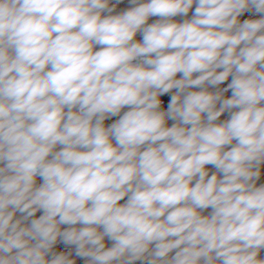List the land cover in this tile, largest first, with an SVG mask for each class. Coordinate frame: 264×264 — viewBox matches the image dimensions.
<instances>
[{
	"label": "clouds",
	"instance_id": "obj_1",
	"mask_svg": "<svg viewBox=\"0 0 264 264\" xmlns=\"http://www.w3.org/2000/svg\"><path fill=\"white\" fill-rule=\"evenodd\" d=\"M110 3L0 0V264H264V0Z\"/></svg>",
	"mask_w": 264,
	"mask_h": 264
},
{
	"label": "built area",
	"instance_id": "obj_2",
	"mask_svg": "<svg viewBox=\"0 0 264 264\" xmlns=\"http://www.w3.org/2000/svg\"><path fill=\"white\" fill-rule=\"evenodd\" d=\"M129 1H130V0H129ZM141 2H143V0H141ZM109 6H110V7H114V11H113L112 13L104 12L102 15H104V16H106V15H116V12H117V10H118L119 8L122 9L121 11H126V10H128V6H129V5L126 4L125 2H122V0H120L119 3H117V0H111V3H110ZM193 14H194V13H188L187 16L177 15V16L173 17L172 19H173L174 22L182 23L184 20H190V19L192 18ZM259 14H260V13H256L255 11L246 12V13H243V14L241 15V17H239V20H240V22L242 23V22H243L248 16L259 15ZM159 19H160V18L157 17V16L150 17L149 20L147 21V24L154 23V22L158 21ZM134 39H135L137 42H142V39H143V37H142V33H141V32H137V34H136V36L134 37ZM100 47H101V46L96 45V46H95V50H99ZM137 62H138V61H133V63H137ZM220 70H222V69H220ZM220 70H218V71H220ZM181 75H182V74L178 73L176 78H177V79L181 78ZM195 75H198V73H197V74H194V76H195ZM231 79H232V78L229 77V79H228L227 81H225L224 83H222V84H220V85L215 86L214 88H217L218 90L225 88V87L227 86V84L231 82ZM206 87L208 88V90H210V88L213 87V86L206 85ZM191 90L199 91V90H201V89H200V88H193V89H191ZM175 91H176V89H173L170 93L164 94V95L161 97V100H162L161 110H165V111L167 110V106H168V103H169L170 97H171L172 94L175 93ZM231 95H232V91H231V90H229L228 92L224 93V97H225V98H230ZM127 110H128V108L125 107L124 109L121 110V113H120L119 115L107 118V119L104 121L105 127L110 126L112 123H114L116 120H118V119L120 118V116H122L123 113H124L125 111H127ZM173 123H174V121H172V120H167V121H166V124H167V126H169V127H170ZM217 123H221V121H220L219 118H218V120H217ZM113 143H115L114 140H113ZM233 143H235V141H234ZM60 147H61V146L58 145L57 148H56L55 150H57V151L60 150ZM49 158H51V157H49ZM0 166H3V165H0ZM206 168L209 170V175H211V174L214 172V169H215L212 165H206ZM260 170H261V175H260V178L256 181V185H257V186L264 185V163H262V164L260 165ZM41 183H42V180H41L39 177H37V186H39V184H41ZM193 183H195V181H193ZM126 201H127V196H126L123 200H121L119 203L123 204V203H125ZM211 211H212L211 208H209V209L203 210V213H202V214H203V215H208V214L211 213ZM42 214H43V213H42V210H41V211H39V212L36 213V216H35L34 218H38V217H39L40 215H42ZM16 218H20V213H17ZM67 227H69V226H68V225H62V226H61V229L63 230L64 228H67ZM75 227H76V226H75ZM101 230H102V229H101ZM104 242H105V244H106V247H111L112 244H113V241L109 240L107 237H105V241H104ZM61 246H62V241H61L60 239H58L56 245H54V247H53V251L56 252V253H59V250H60ZM173 254H174V252L171 253L170 255H173ZM48 258L51 259V254L49 255ZM134 264H145V262H144V261H136V262H134Z\"/></svg>",
	"mask_w": 264,
	"mask_h": 264
},
{
	"label": "trees",
	"instance_id": "obj_3",
	"mask_svg": "<svg viewBox=\"0 0 264 264\" xmlns=\"http://www.w3.org/2000/svg\"><path fill=\"white\" fill-rule=\"evenodd\" d=\"M196 6H197L196 4H193L192 9H190L189 13H194ZM250 11H254V10H249V11H246V12H250ZM209 91L215 92V91H218V89L214 88V87H211ZM217 107H219V104L217 105ZM235 110H237V109H233V111H235ZM229 118H230V114H229L228 111H226L224 114L221 115V117L219 119H220V121L222 123V122L226 121ZM215 171H216V169H214V172ZM76 227H82V225L78 224V225H76ZM60 252H65V253H69L70 252L71 253V257L70 258L75 259L76 264H86L87 258H80V257H77L75 255V246L74 245L66 246V245H64L62 243V246H61V248L59 250V253ZM258 258L264 259V249H261Z\"/></svg>",
	"mask_w": 264,
	"mask_h": 264
},
{
	"label": "rangeland",
	"instance_id": "obj_4",
	"mask_svg": "<svg viewBox=\"0 0 264 264\" xmlns=\"http://www.w3.org/2000/svg\"><path fill=\"white\" fill-rule=\"evenodd\" d=\"M122 2H125L126 4L129 5V6H128V10H129L130 8L136 6V5L131 4L129 0H122ZM121 10H122V9L119 8V9L117 10L116 14H120V13H122L123 11H121ZM261 15H264V14L248 16L246 19H259V18H261Z\"/></svg>",
	"mask_w": 264,
	"mask_h": 264
}]
</instances>
